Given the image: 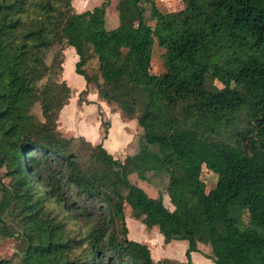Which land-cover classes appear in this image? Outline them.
Returning a JSON list of instances; mask_svg holds the SVG:
<instances>
[{
    "label": "trees",
    "instance_id": "obj_1",
    "mask_svg": "<svg viewBox=\"0 0 264 264\" xmlns=\"http://www.w3.org/2000/svg\"><path fill=\"white\" fill-rule=\"evenodd\" d=\"M71 1L0 0V242L16 241L0 264H192L194 253L264 264V0H182L171 13L115 0L113 29V0L82 13ZM65 48L98 98L142 129L134 154L120 160L59 132L71 96L58 76ZM91 59L98 77L83 70ZM203 166L217 176L209 191ZM159 171L172 211L129 178ZM124 204L164 244L186 242L185 261H155L130 239Z\"/></svg>",
    "mask_w": 264,
    "mask_h": 264
},
{
    "label": "rangeland",
    "instance_id": "obj_2",
    "mask_svg": "<svg viewBox=\"0 0 264 264\" xmlns=\"http://www.w3.org/2000/svg\"><path fill=\"white\" fill-rule=\"evenodd\" d=\"M155 6L161 13H171L182 10L184 4L182 0H153ZM102 0H72L71 5L73 11L82 13L99 5ZM116 1L113 0L106 10V25L108 29H113L117 25V12L115 9ZM63 71L60 73L59 80H64L71 89V96L68 102L67 111L63 114L61 122L58 124V130L65 138L70 135L85 133L94 136L96 142H102L108 139L111 130L110 141H119L120 139V153L116 154V158L123 159L127 155H132L137 151L138 137L142 129L138 127L135 122L124 120L117 106L112 104L108 107L103 105L95 106L92 101L96 100L93 94L96 93L94 84L86 85L84 79L77 75L74 71V65L78 58L71 48H65L63 51ZM53 54H49L47 61L50 62ZM76 56V57H75ZM98 62L96 59H91L83 67V70L90 77H98ZM165 71L163 60V49L154 42L151 52L150 72L154 75H160ZM101 81L100 79H98ZM94 98V99H93ZM102 101V100H100ZM104 102V101H102ZM106 103V102H105ZM107 104V103H106ZM37 116H40L39 107L36 105L33 109ZM101 123L107 124L104 126ZM105 127V128H104ZM104 129H107V137L104 139ZM66 134V135H64ZM89 136V137H90ZM92 138V137H91ZM6 172L3 166H0V175L3 182H8V178L4 173ZM4 175V176H3ZM201 180L205 184L206 191L214 188L217 176L208 171L204 166L202 167ZM130 181L140 187L145 193L152 198L161 196L164 206L172 211L173 206L167 194L168 176L164 171L155 173H148L146 180L141 181L136 175H131ZM123 214L126 225L128 226L129 238L148 243L153 251V258L161 260L164 258L170 260L185 261L183 245L179 243H172L169 246L161 243V235L157 230H148L144 228L138 221L132 218V212L127 204L123 206ZM160 236V237H159ZM16 241L12 238L4 239L0 242V260H9L16 252ZM202 251L206 248L201 247ZM194 264H208L201 256L195 257Z\"/></svg>",
    "mask_w": 264,
    "mask_h": 264
},
{
    "label": "crops",
    "instance_id": "obj_3",
    "mask_svg": "<svg viewBox=\"0 0 264 264\" xmlns=\"http://www.w3.org/2000/svg\"><path fill=\"white\" fill-rule=\"evenodd\" d=\"M76 57V56H75ZM77 58V57H76ZM96 98V100H88V99H86V101H92L91 103H93L95 106H97V105H99V106H101L100 108L102 109V107H103V105H105V106H107L108 107V104H106L105 102H102V101H100V99L98 98V96H97V92L95 93V94H93ZM94 99V98H93ZM67 108H68V105H66L63 109H62V111L60 112V115H59V118H58V124L61 122V119H62V117H63V114L65 113V111H67ZM130 122H135L134 120H132V121H130ZM136 123V122H135ZM112 128H113V125H112ZM112 128L110 129V133H109V137H108V139H106V140H103L102 142H96V140H95V138H94V136H90L89 134L87 135V134H85V133H80V134H74V135H70L69 137H77V136H81V137H83V138H85L87 141H89V142H91V143H93V144H96V143H102V145H103V147L110 153V154H112L113 155V157L114 158H116L115 156H116V154H119L120 153V150H119V147H120V139H119V141H117L116 139L115 140H113L112 142L110 141V138H111V130H112ZM64 135H66V134H64ZM90 136V137H89ZM92 137V138H91ZM125 158V157H124ZM117 159H119V158H117ZM120 160H122V159H120ZM142 225V224H141ZM143 226V225H142ZM128 227V226H127ZM144 227V226H143ZM145 228V227H144ZM149 230V229H148ZM153 230V229H152ZM154 230H156V229H154ZM129 236V235H128ZM160 237V236H159ZM131 239V238H130ZM160 239H161V243H163V238H162V236L160 237ZM133 240V239H132ZM135 241H138V240H135ZM138 242H140V243H143V244H146L149 248H150V250H151V253H152V256H153V251H152V248H151V246L148 244V243H145V242H141V241H138ZM172 243H179V244H181V245H183V248H184V252H185V249H186V242H183V241H172L171 243H169V244H164L163 243V245H166V246H169V245H171ZM202 247V246H201ZM200 247V249H201V251H202V248ZM203 252V251H202ZM197 256H201L202 258H204L201 254H198V253H194V254H192V264H194V261H195V257H197ZM206 261H207V263L208 264H210V261L208 260V259H206V258H204ZM155 260V259H154ZM155 261H157V260H155ZM176 261H178V262H184V261H180V260H176Z\"/></svg>",
    "mask_w": 264,
    "mask_h": 264
}]
</instances>
